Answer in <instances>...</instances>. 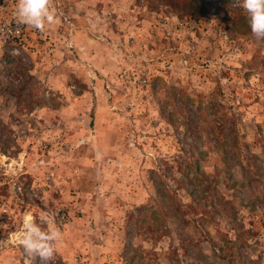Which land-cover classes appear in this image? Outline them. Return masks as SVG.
Returning a JSON list of instances; mask_svg holds the SVG:
<instances>
[{
	"label": "rangeland",
	"instance_id": "374dc122",
	"mask_svg": "<svg viewBox=\"0 0 264 264\" xmlns=\"http://www.w3.org/2000/svg\"><path fill=\"white\" fill-rule=\"evenodd\" d=\"M16 5L0 0V21H16ZM53 5L44 33L0 40V264H33L16 242L29 215L62 233L53 264H264V40L243 9ZM175 184L196 210L189 234L179 213H150L174 210ZM212 188L223 203L202 223Z\"/></svg>",
	"mask_w": 264,
	"mask_h": 264
},
{
	"label": "clouds",
	"instance_id": "9594fccd",
	"mask_svg": "<svg viewBox=\"0 0 264 264\" xmlns=\"http://www.w3.org/2000/svg\"><path fill=\"white\" fill-rule=\"evenodd\" d=\"M232 7L242 8L246 14L249 27L256 40H264V0H232ZM16 23L28 26L40 33L46 31V26L59 22L53 0H17ZM47 223L44 217L40 222L34 216H27L23 221V231L17 237V244L33 264H53L55 259V243L62 238L57 227L45 229Z\"/></svg>",
	"mask_w": 264,
	"mask_h": 264
},
{
	"label": "trees",
	"instance_id": "16d2710c",
	"mask_svg": "<svg viewBox=\"0 0 264 264\" xmlns=\"http://www.w3.org/2000/svg\"><path fill=\"white\" fill-rule=\"evenodd\" d=\"M190 12H197V10H191ZM208 126H209V134L214 138V140L216 139V134H215V129H216V126L213 124V123H209L208 124ZM181 175H183L184 176V178L186 179L187 178V171L186 170H183L182 171V173H181ZM214 181V179L212 178L211 180H208L207 181V185L205 186V185H203L202 184V182H197V187H201V191L202 192H204L205 191V189L207 188H210L211 186H210V184H212V182ZM178 184H180V182L178 183ZM178 190H182L181 189V187H179L177 184H175V186L172 188V189H167V190H165L164 191V194H165V197L167 198H169V200L172 202V203H174V210L172 211V212H158L159 210H151L152 208H153V205H155V204H149V205H143V206H141V209H140V211H142L143 209H147V208H145V207H148L149 208V210H151L150 211V213L151 214H158L159 215V218H157V220H156V222L158 223V224H160L162 221H164L165 220V218L168 216V215H173V216H175L177 213H179V217L181 218V221H182V223H183V225H182V229L185 231V232H187L188 234H189V227H191V226H193V227H195V224H197V221L195 220V216L197 215L196 214V210H195V208L193 207V205L191 204V206L188 204V206H190L189 207V210L187 211V210H182L181 209V207H183V205L180 203V202H176V199H177V197H178ZM160 196V195H159ZM158 196V197H159ZM163 196V195H162ZM164 197V196H163ZM201 197H205L204 195H201ZM221 197H222V192H221V194H220V192L218 193L214 188H212V193L210 194V196H209V202L207 203L206 202V200L204 201V202H202L201 204H202V206H201V210H202V212H199V213H202V216H200V217H198L199 218V220H201L202 221V223L203 222H207V211L204 209L205 207H206V205H209L210 206V208H211V210H212V212H214V213H218L219 212V209L218 208H213V204L214 203H216V204H219V205H221V203H223V202H221ZM167 198V199H168ZM158 203H160V204H164L163 203V201L161 200V201H159ZM198 204V203H197ZM199 205V204H198ZM166 206H168V204L166 203ZM161 210V209H160ZM189 211L190 212H194V215L195 216H190L189 215ZM129 216H131V214H129ZM147 220L148 219H146V218H144V217H140L139 218V221L140 222H142V223H145V224H147ZM138 221V219H136V222ZM234 222V221H233ZM148 226H147V229L148 230H151L152 231V229L153 230H158V227L156 226V225H152V224H147ZM137 229H139V228H137ZM150 235H152V234H150ZM149 238H150V236H149ZM210 240H211V238H209ZM180 240H182V242H184L185 243V246H183V247H187L188 245H191V244H193V242L191 241V240H189L187 237H185V236H183V237H180ZM216 247V246H215ZM184 250V249H183ZM175 252V251H174ZM185 253V252H184Z\"/></svg>",
	"mask_w": 264,
	"mask_h": 264
},
{
	"label": "built area",
	"instance_id": "2783aa9c",
	"mask_svg": "<svg viewBox=\"0 0 264 264\" xmlns=\"http://www.w3.org/2000/svg\"><path fill=\"white\" fill-rule=\"evenodd\" d=\"M21 30V26L15 20L9 22L0 21V40L16 39L20 36ZM16 189H19V187H16ZM7 209L8 207L5 203L0 202V213H6Z\"/></svg>",
	"mask_w": 264,
	"mask_h": 264
}]
</instances>
